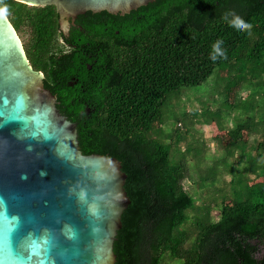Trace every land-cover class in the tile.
Wrapping results in <instances>:
<instances>
[{"label":"trees","instance_id":"1","mask_svg":"<svg viewBox=\"0 0 264 264\" xmlns=\"http://www.w3.org/2000/svg\"><path fill=\"white\" fill-rule=\"evenodd\" d=\"M0 7L18 32L29 30L28 57L62 99L61 112L78 123L82 151L122 162L131 203L114 244L117 264H165L168 258L264 264V182L250 186L248 198L223 205L217 220L210 208L196 216V231L190 232L183 225L196 199L184 184L187 166L176 164L171 147L151 136L182 87L202 84L225 64L233 66L226 93L244 79L250 99L261 90L264 99V0H156L125 15L89 11L88 36L71 50L63 48L55 5L0 0ZM229 11L251 30L232 28ZM217 40L227 58L213 61ZM74 79L81 84L76 91ZM79 98L93 102L91 114L68 105ZM248 122L239 133L251 130Z\"/></svg>","mask_w":264,"mask_h":264},{"label":"water","instance_id":"2","mask_svg":"<svg viewBox=\"0 0 264 264\" xmlns=\"http://www.w3.org/2000/svg\"><path fill=\"white\" fill-rule=\"evenodd\" d=\"M18 1L55 5L65 23L156 0ZM126 181L117 157L82 151L78 123L57 107L0 7V264H117Z\"/></svg>","mask_w":264,"mask_h":264},{"label":"rangeland","instance_id":"3","mask_svg":"<svg viewBox=\"0 0 264 264\" xmlns=\"http://www.w3.org/2000/svg\"><path fill=\"white\" fill-rule=\"evenodd\" d=\"M19 34L27 44L29 30L24 26ZM228 67L233 66H219L200 85L182 87L151 133L171 147L176 164L187 166L184 184L194 195L196 208L188 211L190 219L183 227L193 233L196 216L207 215L210 208L211 218L217 220L223 205L248 198L250 186L264 182L263 91L250 99L252 89L243 79L226 93ZM247 120L251 130L239 133ZM165 264L182 263L168 258Z\"/></svg>","mask_w":264,"mask_h":264},{"label":"flooded vegetation","instance_id":"4","mask_svg":"<svg viewBox=\"0 0 264 264\" xmlns=\"http://www.w3.org/2000/svg\"><path fill=\"white\" fill-rule=\"evenodd\" d=\"M59 19H60V14H59ZM92 20H93V15H91L89 11L79 14L76 17H69L65 23H63L60 19L59 31L61 32L60 34L62 36V42L64 43L63 48H66L67 50H71L73 48L77 49V47L80 45V42L88 36L87 25L90 24ZM74 33L79 34V36L78 37L74 36ZM23 44L27 53L26 44L24 42ZM29 61L31 63L30 58ZM42 73L44 74L45 87L47 88L46 86L47 77L45 72L42 71ZM80 85L81 84L79 83L78 79H74L73 81L70 82V86H72V88L75 91L78 90ZM86 90L87 89H85V91ZM56 95H57V107H58V105L62 104L63 101L62 99H60V96L58 94ZM91 103L93 102L90 99L79 98L72 100L71 102H68V105L83 106L85 107V110L81 111V113L83 114L84 112H86L87 114H91L92 111L89 108Z\"/></svg>","mask_w":264,"mask_h":264},{"label":"clouds","instance_id":"5","mask_svg":"<svg viewBox=\"0 0 264 264\" xmlns=\"http://www.w3.org/2000/svg\"><path fill=\"white\" fill-rule=\"evenodd\" d=\"M231 17V19L228 20L229 25L236 29L238 32H244V31H250L252 28V25L245 20H243L240 16L233 14L232 12H226L225 18ZM223 41L217 40L215 44L213 45V52L211 55V59L215 61L218 57H224L226 56V50L222 47Z\"/></svg>","mask_w":264,"mask_h":264}]
</instances>
